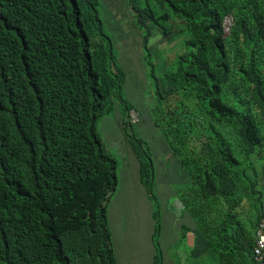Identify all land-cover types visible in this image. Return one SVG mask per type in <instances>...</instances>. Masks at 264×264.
I'll list each match as a JSON object with an SVG mask.
<instances>
[{
	"label": "trees",
	"instance_id": "16d2710c",
	"mask_svg": "<svg viewBox=\"0 0 264 264\" xmlns=\"http://www.w3.org/2000/svg\"><path fill=\"white\" fill-rule=\"evenodd\" d=\"M117 2L127 5L138 50L152 65L168 153L186 170L176 198L204 240L188 264H262L254 247L264 162L256 167L254 153L264 151V0ZM102 5L0 0V264H118L107 206L119 162L98 130L117 107L153 203L151 261L166 264L154 156L134 133L136 105L123 96L126 72ZM228 15L234 22L225 35ZM178 36L179 49L169 53L164 41ZM153 40L158 61L166 56L159 71ZM190 230L183 226L169 262L181 264L177 251Z\"/></svg>",
	"mask_w": 264,
	"mask_h": 264
},
{
	"label": "rangeland",
	"instance_id": "374dc122",
	"mask_svg": "<svg viewBox=\"0 0 264 264\" xmlns=\"http://www.w3.org/2000/svg\"><path fill=\"white\" fill-rule=\"evenodd\" d=\"M101 13L104 18L105 29L112 36L115 46L118 49V61L122 66V69L126 72V80L123 85V96L131 103L136 105L137 110L141 113V120L134 125V133L140 139H142V148L146 152H150L152 158L154 156L155 162V188L156 193L155 203L161 209L160 223H162L161 243L162 249L165 244H179V233L175 230L178 224L171 226V223L167 224L164 221V208L173 207L174 210L179 212L176 207V188L183 187L185 183V169L178 161L177 156L173 152H169L166 146L169 143L166 142L162 122H158V116L154 109L162 110L161 104H158L153 91L152 82V65L145 61L142 57L143 49L138 50V34L131 30V16L127 9V5L117 0H103ZM231 21V19H230ZM229 21V23H230ZM130 22V24H129ZM226 29V26L225 28ZM181 37H176L167 41V49L169 53L179 49L181 45ZM157 43L153 40L152 51L155 55L158 51ZM164 47V45H162ZM172 61L171 55L168 56ZM163 62L166 61V56L160 57V62L157 56H155V70H161ZM170 65V62L169 64ZM167 65V66H168ZM143 85V90L135 84ZM110 116H105L100 119L98 123V130L103 139L104 145L108 152H111L119 162L118 176L119 184L116 193L110 199L108 203V216L112 232L116 235L114 238V250L118 264H127L126 258L129 257V262L132 263V259L137 261V264H150L153 240L151 235V229L154 228V218L151 216L152 202L148 200L145 188H141L138 184V175L136 167H134L132 161L137 157L131 145L124 141V136L119 129L118 121L121 116L118 111ZM162 119V117H160ZM151 119V120H150ZM153 121L157 122L158 125ZM163 121V120H162ZM161 126V127H160ZM262 149V148H261ZM257 149L254 153V163L256 167H262L264 162V151ZM137 181V182H136ZM176 200V201H174ZM124 221V223H122ZM135 229L133 235L125 237L124 243L128 248L122 247L123 241L117 237V235L124 234L122 227L128 229L129 225ZM117 233V234H116ZM136 244L138 246H136ZM152 246V247H151ZM204 246V245H201ZM171 248V247H170ZM165 261L169 262L170 256L176 253V248L173 247L169 252L163 251ZM180 253L179 251H177ZM184 254V251H183ZM170 255V256H169ZM181 259L183 256L179 254ZM170 257V258H169ZM170 264V263H169Z\"/></svg>",
	"mask_w": 264,
	"mask_h": 264
},
{
	"label": "crops",
	"instance_id": "0c3cea01",
	"mask_svg": "<svg viewBox=\"0 0 264 264\" xmlns=\"http://www.w3.org/2000/svg\"><path fill=\"white\" fill-rule=\"evenodd\" d=\"M136 86H138L139 88H141L143 90V85H140V83L139 84L138 83L135 84V87ZM154 122L155 121H153V125H154ZM132 163H133L134 167H136V171H137V175H138V184L140 185V187H142L141 183H140V175H139V161L137 159H135L134 161H132ZM185 176L186 175H184V177ZM174 201H176V200H174ZM176 202L178 204V205H176V207L178 208L179 212L174 210V206L173 207H169L168 206L167 210L164 213V221H166L167 224L171 223V226H172V224L173 225L178 224V227L175 230L179 233V235L182 232L183 226H188V227L191 228L190 233L187 234V242H185V245H184L186 248L184 247L182 251H181V249L178 250L180 253L184 251V254L182 253V255H181V256H183V258L182 259L180 258L181 264H188L189 261L187 260V258H185L186 255H188L189 252L193 248H195V244L198 245V250L197 251L201 250L202 247H203L201 245H204V240L201 237V235L199 234L198 229H196V227L192 224V221L189 218V216L187 215L186 210L182 209V205H181L180 201L177 200ZM150 211H151V216H152V210L150 209ZM182 212H183V215H184V219L179 221L177 218L179 216L180 217L182 216ZM122 223H124V221ZM129 227H130V232H128L129 231L128 226L126 227V229H124V227H122L124 234L117 235V237L120 238L123 241L121 246L126 248L127 251H128V248L126 247V245L124 243V239L127 236H129V238H130L133 235L134 231H135V229H133L130 225H129ZM152 233H153V228L151 229V235H152ZM115 237H116V235L114 234L113 243L115 242V240H114ZM195 239H196V242H195ZM136 246H138V245L136 244ZM173 247H175V244H172V243L165 244L164 251H168L169 252ZM153 253H154V247H152V255H153ZM126 260H127V264H137V261L135 259H132V263L129 262V257L126 258ZM169 263L170 264H175V262H169ZM169 263L167 262V264H169ZM150 264H152V261L150 262Z\"/></svg>",
	"mask_w": 264,
	"mask_h": 264
},
{
	"label": "built area",
	"instance_id": "2783aa9c",
	"mask_svg": "<svg viewBox=\"0 0 264 264\" xmlns=\"http://www.w3.org/2000/svg\"><path fill=\"white\" fill-rule=\"evenodd\" d=\"M230 18L226 19L225 26L226 31L228 32L230 29L231 21ZM133 116V121L137 120V117L135 114ZM254 258L258 261H260L262 264H264V218L262 221V224L260 225V229L258 231V238L254 247Z\"/></svg>",
	"mask_w": 264,
	"mask_h": 264
},
{
	"label": "clouds",
	"instance_id": "9594fccd",
	"mask_svg": "<svg viewBox=\"0 0 264 264\" xmlns=\"http://www.w3.org/2000/svg\"><path fill=\"white\" fill-rule=\"evenodd\" d=\"M228 18L231 19V25H230V29H229L228 32L226 31V29H224V33H225V35H228V34L230 33V31H231V27H232L233 22H234V18H233L231 15L226 16V17L224 18V21H223V26H224V28H225V21H226V19H228ZM153 54H154V53H153ZM156 54H157V53H156ZM156 54H155L154 56H156ZM133 114H135L136 117H137V120H135V121H133V120H134V119H133V116H132ZM130 118H131L130 121H132L133 125H135V124H137V123L140 122V120H141V114H140V112L137 110V107H136V106H135V108H133V109L131 110V112H130ZM176 200L179 201L178 198H176ZM165 255H166V254H165ZM165 262H166V261H165ZM166 264H167V262H166Z\"/></svg>",
	"mask_w": 264,
	"mask_h": 264
}]
</instances>
